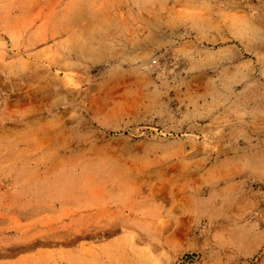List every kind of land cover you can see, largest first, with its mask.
I'll return each instance as SVG.
<instances>
[{
	"label": "rangeland",
	"instance_id": "1",
	"mask_svg": "<svg viewBox=\"0 0 264 264\" xmlns=\"http://www.w3.org/2000/svg\"><path fill=\"white\" fill-rule=\"evenodd\" d=\"M0 264H264V0H0Z\"/></svg>",
	"mask_w": 264,
	"mask_h": 264
}]
</instances>
